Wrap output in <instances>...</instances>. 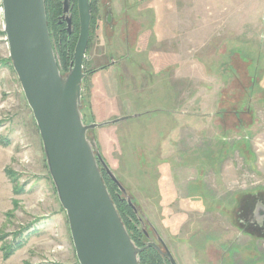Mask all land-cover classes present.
Returning a JSON list of instances; mask_svg holds the SVG:
<instances>
[{"label": "rangeland", "instance_id": "obj_1", "mask_svg": "<svg viewBox=\"0 0 264 264\" xmlns=\"http://www.w3.org/2000/svg\"><path fill=\"white\" fill-rule=\"evenodd\" d=\"M89 2L81 115L138 113L87 132L123 186L117 197L176 264H264V226L237 222L254 208L264 219V0ZM2 32L0 0V264H79ZM107 51L110 72H95L110 65ZM65 54L55 52L63 77Z\"/></svg>", "mask_w": 264, "mask_h": 264}, {"label": "water", "instance_id": "obj_2", "mask_svg": "<svg viewBox=\"0 0 264 264\" xmlns=\"http://www.w3.org/2000/svg\"><path fill=\"white\" fill-rule=\"evenodd\" d=\"M66 2L61 18L70 26L71 18L65 15L69 8ZM1 7L12 66L38 127L78 263L140 264L139 252L155 243L148 242L137 248L128 234L99 166L102 164L119 191H123V186L104 164L95 143L87 137L89 130L101 124L84 123L80 112L91 18L89 0H77L79 32L65 77L61 75L51 44L44 0H1ZM167 256L171 264H176L169 251Z\"/></svg>", "mask_w": 264, "mask_h": 264}, {"label": "trees", "instance_id": "obj_3", "mask_svg": "<svg viewBox=\"0 0 264 264\" xmlns=\"http://www.w3.org/2000/svg\"><path fill=\"white\" fill-rule=\"evenodd\" d=\"M48 1H52V2H59L60 0H44L45 3V10H46V20H47V26H48V30H49V35H50V40H51V44L53 47L54 52L57 53L58 55V50L57 48L59 47V42H58V38H57V33H55V37L53 39L54 33L52 32L53 27L55 29V32H57V24H56V20H57V16L59 14H61V10L63 9V4H51V6L49 4H46ZM49 7H51L50 11H49ZM73 12H74V19L76 22V29L75 32L77 34L78 30H79V20H78V13H77V6L76 4H74L73 7ZM52 13V14H51ZM49 19H51L52 21H48ZM51 23L52 27H51ZM92 24V21H91ZM54 25V26H53ZM4 33V32H2ZM5 35V33H4ZM76 35L75 38L72 37L70 40H65V38L63 39V44L65 42V45L60 44V51H61V55L63 53H66V47L68 46L69 49L74 50V46L76 43ZM66 55V54H65ZM81 112V110H80ZM82 114V112H81ZM82 116V115H81ZM82 120L84 123H90V122H86L84 117L82 116ZM9 169H5V172L8 173L9 175H11V173L9 172ZM103 171V170H102ZM104 173V179L105 181L108 180V182H112L110 180V178L107 176V174L105 172ZM116 188V185L115 187ZM118 192V189H117ZM118 195H114L113 196V200L114 203L116 205V208L118 210V213L120 215V218L122 220V222L124 223L128 234L130 235L131 239L133 240L134 244L136 245L137 248H142L143 246H145L146 243H143L139 236L143 235V231L139 226V216L138 214H136V210L133 209L132 206L129 205V203L127 202V200L117 197ZM13 246L12 245H7V247H2V249L4 250L3 252V258H7L12 250H13ZM139 256V263L140 264H165L166 262L162 259V257L158 254V252H156L152 247H146L144 248L141 252H139L138 254Z\"/></svg>", "mask_w": 264, "mask_h": 264}, {"label": "flooded vegetation", "instance_id": "obj_4", "mask_svg": "<svg viewBox=\"0 0 264 264\" xmlns=\"http://www.w3.org/2000/svg\"><path fill=\"white\" fill-rule=\"evenodd\" d=\"M67 2H66V4H68V6H69V8H68V11L66 12V16H68V17H70L71 18V24H70V26H68L67 25V22H66V20H64L63 18H61V15H62V12H63V9L61 10V14H59L58 16H57V20H56V24H57V32H55V29H54V27H53V30H52V32L54 33V36H53V39H54V37H55V33H57V38H58V42H59V47L57 48V50H58V54H61V51H60V44H62V45H65V42H64V44H63V39L65 38V40H70L72 37H74L75 38V35H76V32H75V29H76V22H75V19H74V12H73V7H74V4H76V6H77V0H66ZM46 4H64V0H60L58 3L57 2H52V1H48ZM90 4H93V2H90ZM78 13V12H77ZM93 16V6L91 5V18H90V23H89V37H88V42H89V39H90V26H92V24H91V21H92V17ZM48 21H52L51 19H49ZM104 22L107 24V25H109V27L111 28V29H115L113 26H114V22H113V20L111 19V17H110V11H109V8H107V11H106V15H105V17H104ZM118 22H119V29H120V19L118 20ZM52 24L53 23H51L50 25H51V27H52ZM54 26V25H53ZM94 27H96V24H94ZM77 37H78V34H77ZM77 37H76V40H77ZM87 45H88V43H87ZM74 49V48H73ZM66 50H67V52H66V57H69L70 58V60H69V65L71 64V61L73 60V50H72V52L70 51V49H69V47L67 46L66 47ZM69 54H71L70 56H69ZM112 55L111 54H109V57H110V59L112 58L111 57ZM61 57V56H60ZM88 72V71H87ZM87 72H85V75L86 74H88ZM91 73V72H90ZM104 171V170H103ZM105 172V171H104ZM117 195L119 196V191L117 192ZM123 199H125V200H127L125 197H122ZM128 201V200H127ZM257 207V206H256ZM257 208H254V211H253V213H252V211H250L249 212V214L246 216V218H249V219H241V218H239L238 219V223L239 224H241V226L244 228V229H248L249 230V228H252L253 227V224H254V226H258V228H259V226H264V219L262 220V223H261V225H257V222H255L254 220H253V216H254V213H255V210H256ZM136 212V214H137V211H135ZM262 213V211L261 212H258V214H261ZM142 222H141V219L139 218V224H141ZM141 228V227H140ZM142 229V231H143V235H141V236H139V238H140V240L143 242V243H148V241H147V231L146 230H144L143 228H141ZM145 244V245H146ZM152 248L156 251V252H158V254L162 257V259L166 262L165 264H171V262H170V259H169V257L167 256V249L164 247V249H165V251H162V249H161V247H159V245L157 244V243H155V245L154 246H152Z\"/></svg>", "mask_w": 264, "mask_h": 264}, {"label": "crops", "instance_id": "obj_5", "mask_svg": "<svg viewBox=\"0 0 264 264\" xmlns=\"http://www.w3.org/2000/svg\"><path fill=\"white\" fill-rule=\"evenodd\" d=\"M109 11H110V17H111V19H113V14H112V11L110 10V8H109ZM118 20H119V19H118ZM106 46H107V47H110L108 44H107ZM109 54H110V51H109V52L107 51V55H106L107 59H110ZM114 63H115V61L111 58V59H110V62H109V64H110L109 66H106L105 68H102V67H101L102 69H101V68H96L97 70H96L95 72H97V71H101L103 74H104V73H108L109 70H107V69H110V68L114 65ZM118 69H120V63H119V67H118ZM95 72H94V73H95ZM109 72H110V71H109ZM94 73H93V74H94ZM111 73H112V72H111ZM153 75H154V76L156 75V70H155V74H153ZM118 78H119V82H120V75L118 76ZM122 79H123V78H122ZM166 79H167V78L164 76L163 80L165 81ZM163 80L161 79V82H162ZM106 81H107V80H106ZM107 82H108V81H107ZM102 87H103V86H102ZM106 87H107L108 90H110V88H111V86H110L109 84H108ZM106 87H105V88H106ZM117 87H118V86H117ZM128 87H129V86H128ZM117 90L120 91V88L117 89ZM101 106H102V104H101ZM101 106H100V107H97V108L100 110V109H101ZM94 110H95V108H94ZM123 116H129V115L124 114ZM120 117H122V115H121V116H117V117H115V118H116V120H117V119L120 118ZM113 119H114V118H113ZM96 120H97V119H96ZM110 120H112V119L101 120V121L98 119L97 121H94V122H97L98 124H101V125H102V124H104L105 122H107V123L113 122V121H110ZM119 121H121V120L119 119V120H117V121H114V123H115V122H119ZM107 123H106V124H107ZM101 125H98V126H101ZM96 127H97V126H96ZM96 127H95V128H96ZM238 264H239V263H238Z\"/></svg>", "mask_w": 264, "mask_h": 264}]
</instances>
